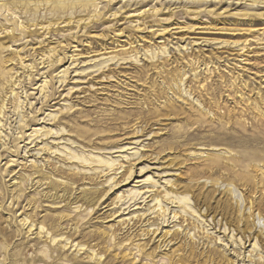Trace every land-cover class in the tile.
<instances>
[{
  "label": "rangeland",
  "instance_id": "rangeland-1",
  "mask_svg": "<svg viewBox=\"0 0 264 264\" xmlns=\"http://www.w3.org/2000/svg\"><path fill=\"white\" fill-rule=\"evenodd\" d=\"M27 1H0V264H264V7Z\"/></svg>",
  "mask_w": 264,
  "mask_h": 264
},
{
  "label": "bare ground",
  "instance_id": "bare-ground-1",
  "mask_svg": "<svg viewBox=\"0 0 264 264\" xmlns=\"http://www.w3.org/2000/svg\"><path fill=\"white\" fill-rule=\"evenodd\" d=\"M1 2L2 1H6V2H8V1H10V0H0ZM13 1V3H15L16 1H18V2H16V3H18V4H21V1H25V0H12ZM27 1V0H26ZM251 1H253V3H256V7H264V0H251ZM28 2V1H27ZM12 3V2H11ZM15 3V4H16ZM37 3H39V2H37ZM37 3H35V7H37V6H39V4H37ZM22 4H24V3H22ZM27 4V3H26ZM52 4V3H51ZM87 4V3H86ZM86 4H82V5H86ZM232 4H238V3H236V2H233V0H232ZM240 4V3H239ZM11 6H12V4H11ZM18 6V5H17ZM23 6H25V5H23ZM21 7V6H20ZM54 7V6H53ZM66 8V6H62V7H55L54 9H57V11H59V10H64ZM98 17V16H97ZM96 17V18H97ZM255 21V20H254ZM30 22L31 23H29V28H30V26H37V25H39V24H42L41 22H37V19L35 20V19H31L30 20ZM94 25V24H93ZM92 67H95L96 65H91ZM91 66H87V65H84V67H82L81 68V72L83 71L84 72V70H88L89 68H91ZM95 70V69H94ZM94 70H91V69H89V71L88 72H93ZM97 71V70H96ZM30 74H27V76H29ZM64 78V77H63ZM53 95V94H52ZM55 97V96H54ZM47 98V97H46ZM52 99V98H51ZM49 105V104H48ZM48 116H51V115H49L48 114ZM56 134V133H55ZM25 146V145H24ZM129 177V175L126 177V178H128ZM137 182V181H136ZM132 192H136V191H132ZM147 192V191H146ZM136 194V193H135ZM135 197V196H134ZM138 197V196H137ZM136 197V198H137ZM142 197V195L140 196V197H138V198H141ZM136 198H134V200H136ZM135 202V201H134Z\"/></svg>",
  "mask_w": 264,
  "mask_h": 264
}]
</instances>
